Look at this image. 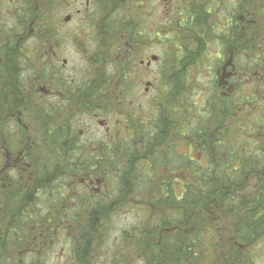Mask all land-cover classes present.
<instances>
[{
  "label": "flooded vegetation",
  "instance_id": "1",
  "mask_svg": "<svg viewBox=\"0 0 264 264\" xmlns=\"http://www.w3.org/2000/svg\"><path fill=\"white\" fill-rule=\"evenodd\" d=\"M127 1L0 0V168L4 166L6 174L21 172L25 176L21 189H108L106 178L122 176V162H110L113 155L104 152L124 140L117 136L122 115L126 116L122 129L138 130L140 119L123 107L125 93L131 92L125 82L142 81L150 86L159 80L168 86L172 80L196 81L197 74L207 72L211 81L228 87L231 95L235 43L243 39L251 49L258 35L264 88V0H178V21L157 29L155 22L143 24V14L124 11L125 5L130 8L135 1L148 6L154 0ZM204 30L216 45L212 57H208V42L201 41ZM159 31H165V39L171 42L167 39L169 48L156 55ZM195 37L199 40L191 42ZM28 40L34 44L31 49L25 45ZM148 86L143 93L149 92ZM110 99L121 114L114 112ZM75 110L84 115L82 129L72 125ZM33 140L51 144L52 159L58 161L51 180L39 181L31 169L30 161L39 157L33 147L41 146ZM89 149L98 153L87 154ZM0 229L4 230L0 233V264H22L26 254L35 258L33 252L50 238L45 234L48 229L38 225L34 233L29 231L19 240L27 241V253L22 254L12 251V235L4 226ZM60 231L67 232L65 228ZM262 232L223 234L222 245L217 240L212 252V264H255V250L264 241ZM201 246L196 250L202 254ZM203 263L202 255L195 261H183Z\"/></svg>",
  "mask_w": 264,
  "mask_h": 264
},
{
  "label": "trees",
  "instance_id": "2",
  "mask_svg": "<svg viewBox=\"0 0 264 264\" xmlns=\"http://www.w3.org/2000/svg\"><path fill=\"white\" fill-rule=\"evenodd\" d=\"M195 39L199 40L195 37L191 42L194 43ZM258 39L259 36H255L251 49L246 48L243 39L235 43V75L231 81L233 85L230 84L234 92L231 95L227 94L228 87V90L222 88L215 80L212 87L199 91L203 96L201 105L193 106L190 101L177 103L176 109H170L171 116L174 111L176 117H166L162 122L156 120L159 118L157 115L154 118L145 113L147 120L139 122L140 126L133 131L135 134L131 135V140L121 146H111L116 151L114 155L107 147L104 153L114 157L109 161L115 163L117 159L123 164L120 169L122 176H117L115 185L122 190H114L117 196L111 199V204L122 206L123 202L131 200L129 197L139 198L142 201L137 199V204L149 212L147 223L139 229L138 238L134 237L128 245L125 244L126 238L121 236L118 250L128 247L135 253H145L143 257L148 251L151 264H183L185 259L195 261L201 255L204 259L212 258L213 250L217 249L216 242L220 241L218 228H215L218 220L210 219L215 211L231 219V233L250 236L263 231L264 150L253 151L238 139L248 143L251 140L264 141L263 61L258 57ZM173 42L176 43L175 40ZM186 81L176 88L174 96L182 95L186 87L189 89ZM46 145L50 147L46 148L47 156L39 154L38 158L30 161L31 169L41 182L52 179L58 164L56 160L53 170L43 168L56 159H52L51 144ZM46 145L40 148L48 147ZM180 147L200 157L196 159L187 152H178ZM36 149V152H41ZM19 174L21 172L13 173L10 180L4 181V188L9 190L2 197L0 217L6 213V225L0 221V227L4 226L6 233L9 231L16 246L23 242L19 241L21 237L33 232L38 225L48 229L45 234L59 233L64 228L66 233L77 231L70 241L74 244L78 260L84 259V263L76 262L90 264V260L95 259L93 243L103 237L104 218L111 210L109 202L104 203L102 195L93 193L89 199L85 195L76 197V208H64L61 206L67 203L63 195L60 205L50 209L44 217L39 216L32 204L40 189H19L25 182V176ZM250 174L255 175L256 191L251 196L239 195L238 192L247 186L245 180ZM115 177L113 175L112 178ZM180 189L182 191L177 195ZM32 196L36 197L32 199ZM78 215L80 217H75ZM199 244L202 245V254L196 250ZM116 256L112 261L114 264L124 259Z\"/></svg>",
  "mask_w": 264,
  "mask_h": 264
},
{
  "label": "rangeland",
  "instance_id": "3",
  "mask_svg": "<svg viewBox=\"0 0 264 264\" xmlns=\"http://www.w3.org/2000/svg\"><path fill=\"white\" fill-rule=\"evenodd\" d=\"M128 3L129 0L127 1ZM153 4L154 6L151 8L150 5ZM150 5H146L145 2L141 3L139 1H135L133 5L129 8V6L125 5L124 11L125 13H128L131 15L133 12H136L134 15L136 16L137 13L139 12V15L143 14V21L144 25H151L153 22L156 23V29L157 27H162L163 25L167 26V23L173 22V21H178L177 19L180 17V12H181V3L177 0H170V1H163V0H154V2H151ZM152 15V17L148 20V23L145 21L148 16ZM141 24V25H143ZM165 31H159L158 35H156V40H155V52L156 55H161L163 52L166 51V49L169 48V45H167L166 41L167 39L171 38H166L165 39ZM201 41L204 42L206 41V45L209 47L210 51L208 53V57H212V54L214 55V52L216 51V45L212 42L210 37H208L207 32L204 30L201 32ZM171 37V36H170ZM161 41V43L159 42ZM164 43H163V42ZM170 41V40H169ZM171 42V41H170ZM28 49L33 48V42L31 40H28L25 44ZM76 61V60H75ZM77 62V61H76ZM159 67V64H156V74H158L157 69ZM193 71V69H192ZM207 73V72H206ZM206 73L204 72L203 74H197L196 75V81H191L188 83L186 81V85L188 83L189 89H185L182 95H175L176 93V88L181 86L180 84L182 82L172 80L168 86H165V83L162 81H155L152 82L150 86L146 85L145 82L142 81H132V82H125L126 89H131L130 94L125 93L124 101H123V107L125 108L126 111L130 112L134 118L138 117V120H143L146 121L147 117L144 116L145 113H149L150 116L159 117L156 120H159V122H162L164 118L169 117L170 119H174L176 117L175 112L172 111V116L170 113V109L174 108L176 109L177 103H185V101H190L192 102L193 106L196 104L201 105L203 102V96L199 92L201 88L206 89L207 87H212L211 85L213 84V81L209 79V77L206 76ZM181 76H183L181 74ZM157 79V76H156ZM195 84H198L199 86H196ZM148 86L150 88L148 93H143L144 87ZM179 90H177V93ZM110 106L113 108L114 112L117 114H121L120 109L115 105V102L110 99ZM187 106H191L190 104H187ZM77 109V108H76ZM176 111V110H175ZM75 115V119L72 120V125L78 129H82L84 127L83 125V118L84 115L82 116L81 113H79L78 110H75L73 112ZM188 117V115H186ZM54 118V115L52 116ZM121 120H123V123L120 124L118 129H120V132L118 133L119 138H123L124 140L121 143V145L127 143L129 140V137L131 136V133H133L131 130L130 132L125 131L122 129V126L126 122V116L122 115L120 117ZM248 122V121H247ZM140 126V123L138 124V127ZM125 128V127H124ZM134 131V130H133ZM164 131V130H163ZM175 132V131H172ZM101 134V133H100ZM138 134V132H137ZM102 135V134H101ZM240 135H242L240 133ZM35 135H31V139H35ZM237 138V137H235ZM26 139V137L24 138ZM129 139V140H126ZM240 141L249 144H242L244 147H248L249 149L253 151H260L263 152L264 150V141L263 140H251L249 143L247 141H243L242 139L238 138ZM169 140V139H168ZM34 141V144H38L40 141ZM41 144V142H40ZM43 145H46L43 143ZM41 144V146H43ZM120 145V146H121ZM39 147H33L38 148L39 151H41L39 154L44 156L46 153L47 149L50 148L48 147H42V149ZM120 146H118L120 148ZM44 148V149H43ZM90 148V147H89ZM179 150V151H178ZM94 149H89L87 154L94 152ZM178 152H187L188 155L192 158H199V155H195V152H191L189 149L185 147H180L177 149ZM36 152V151H35ZM58 152V149H57ZM95 151L94 153H96ZM256 156V155H254ZM1 157V156H0ZM39 161V160H37ZM47 162V161H46ZM55 160L51 163L45 164L47 168H50L53 170V164ZM45 163V162H44ZM3 164V161L1 162V165ZM202 165H204V162H202ZM4 167V166H3ZM3 167L0 168V205L3 204L2 197L4 198V194L9 190L4 188V181L5 180H10V178L13 175V172H8V174L4 173ZM43 168H45L43 166ZM139 172V171H138ZM136 173V172H135ZM138 174V173H137ZM141 174V173H140ZM181 174V173H177ZM6 175V176H5ZM21 174H19L20 176ZM163 176L165 174L163 173ZM167 181L169 178H165ZM116 181L118 182V177L112 178L110 177L109 179L106 178L105 183L108 186V189H98L96 192L95 189H60V190H54L51 191L52 189H48V191L40 189L38 192V197L34 200V203L32 206H34L38 212L39 216H45L50 209H54L56 205H60L59 202H62L64 197H66V200H64L66 205H62L61 207H73L76 208L77 204L75 203L76 197H79V195H85L87 199L91 198L93 193L102 195L103 197V202L105 201L109 202V205L111 207V210L108 212L107 217L104 218V224L102 228L103 232V237L93 243V250L95 251V259L90 260V264H114L112 261L116 257L123 256L124 259L118 264H151V261L149 260L150 255L148 254L149 252L146 251V257H143L145 253H135L132 248V250H128V247H125L124 249L118 250V239L122 236L125 237L127 242L125 244L131 245V241L134 237L138 238L139 236V229L147 223V216H148V209L145 208L143 205H138L137 199L139 198H134V197H129L131 200L127 202H123V205L120 206L119 204H111V199L115 198L117 195L115 193V189H118L119 187L115 186ZM138 181V180H137ZM104 181H102L103 184ZM113 182V183H112ZM246 182V187L238 192L239 195H252L253 192L256 191L257 187L255 186V175L250 174L249 177L245 180ZM120 185V184H119ZM58 185L54 186L51 185V187L56 188ZM21 189V188H19ZM12 190V189H10ZM115 190V191H114ZM122 189L119 188L118 191H121ZM182 189H180L177 192V195H180V192ZM59 194V195H58ZM91 194L90 196H88ZM63 195H65L63 197ZM36 197V196H34ZM32 196V199L34 198ZM142 201L141 199H139ZM93 201V197L92 200ZM14 204V203H12ZM103 205V204H101ZM70 210L72 208H69ZM5 213V212H4ZM0 217V221L2 224L6 225V213ZM81 215V213H80ZM222 214H218V212H213L211 214L210 219H216L218 220L217 224L215 225V228H218L217 230V235H220V241H222V235L224 233L229 234L232 229L231 225V219L227 217L228 215H224L225 217L221 216ZM34 216V215H32ZM75 217H80L75 216ZM209 217V216H208ZM153 218V217H152ZM5 228V227H4ZM4 231L3 229H0V233ZM77 231H74L72 233L66 231L62 232L59 231V233H53L50 234V238L48 239V242L40 245L35 252H33V255L35 258L32 257H27L24 260L22 264H77L76 261H79L77 258L76 253L73 251V246L74 244L71 243L70 239L72 240L74 236H76ZM220 233V234H219ZM155 238V237H154ZM1 243V242H0ZM23 248H19V246H13V242H11V249L12 251L16 252H21L23 254L27 253V248H25V245L27 247V241L25 240L22 242ZM222 244V242H221ZM261 244V243H259ZM127 249V250H126ZM42 250V252H41ZM255 257L254 260L256 261L255 264H264V241L262 244L256 248L255 250ZM21 255V254H20ZM149 255V256H148ZM40 262H37L39 261ZM209 259L211 260L209 263ZM213 257L204 259L203 264H212ZM84 263V259L82 261H79ZM116 263V262H115ZM117 264V263H116Z\"/></svg>",
  "mask_w": 264,
  "mask_h": 264
}]
</instances>
